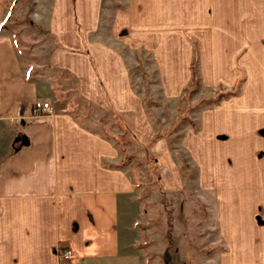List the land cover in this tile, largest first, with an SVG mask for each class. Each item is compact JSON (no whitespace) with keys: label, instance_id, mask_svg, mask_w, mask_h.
Listing matches in <instances>:
<instances>
[{"label":"crops","instance_id":"0c3cea01","mask_svg":"<svg viewBox=\"0 0 264 264\" xmlns=\"http://www.w3.org/2000/svg\"><path fill=\"white\" fill-rule=\"evenodd\" d=\"M11 1L0 0V21ZM39 4L32 21L45 32L31 38L30 52L38 59L21 55L0 25V264L145 263L135 174L117 164L123 152L113 138L76 117L71 96L60 103L52 87L66 76L82 100L128 116L130 149L155 132L167 192L186 181L177 169L184 157L216 169L217 186L210 174L194 177L222 245L216 263L264 264V0ZM193 70L199 91L243 78L237 93L190 110L197 125L186 118L167 128L163 112L182 108ZM64 247L73 250L68 261L57 255Z\"/></svg>","mask_w":264,"mask_h":264},{"label":"rangeland","instance_id":"374dc122","mask_svg":"<svg viewBox=\"0 0 264 264\" xmlns=\"http://www.w3.org/2000/svg\"><path fill=\"white\" fill-rule=\"evenodd\" d=\"M39 1L41 0H12L5 17L0 21V25L6 26L7 30L12 33L19 53L29 60L38 59L37 55L30 54L34 49L32 45L34 42L31 38L38 37L45 32L42 25L32 21L34 13L43 10ZM142 60L141 66L146 64L147 59L143 56ZM143 77L145 93L148 95L145 105L150 106L152 103L155 104L150 100V94L154 92L148 85L149 77L146 75ZM193 78L191 85L182 93V99L186 100L184 104L181 102L182 108H178V112L172 117L169 114L170 111L163 112L167 122L170 121L167 128L179 125L183 119L191 118V109L203 104H213L223 97L237 93L243 76L235 86L227 88L220 85L212 92L199 91L200 84L194 70ZM71 81V77L66 76L57 80L53 85L52 88L60 103L63 105L64 100L71 96L68 106L75 108L76 117L89 127L113 138L120 145L123 154L117 164L128 165L130 163V169L133 170L137 179V200L140 212L137 208L135 209L137 213L136 233L137 245L143 250L144 264H217L213 254L222 248V245L220 240H217L214 218L206 212L205 203L197 194L198 182L194 181L197 174L201 176L210 174L212 179L209 181L219 185L216 180L220 175H216V169L207 173L205 167L195 166L192 161L184 157V164L180 165L181 162H179L177 169L179 173L186 175V181L177 190L167 192L158 176L161 171L163 173V170L164 173L169 171L162 166L160 169L155 167V132L149 136V139L143 138L142 145L138 143L137 148L130 149L126 146V140L133 138L131 137L132 130L128 128V116L103 112L91 103L82 100L74 91L75 87L68 86ZM189 98H192L191 102ZM148 109L155 119V109L151 106ZM195 117L191 118L193 126L197 125ZM117 126L125 128L124 134L118 132ZM211 193L215 195V191ZM256 247L254 246L253 249Z\"/></svg>","mask_w":264,"mask_h":264},{"label":"built area","instance_id":"2783aa9c","mask_svg":"<svg viewBox=\"0 0 264 264\" xmlns=\"http://www.w3.org/2000/svg\"><path fill=\"white\" fill-rule=\"evenodd\" d=\"M43 109L50 110L52 107L49 105L48 102L42 103ZM57 255L60 259L64 261H68L73 256V250L70 247H64L57 249Z\"/></svg>","mask_w":264,"mask_h":264},{"label":"trees","instance_id":"16d2710c","mask_svg":"<svg viewBox=\"0 0 264 264\" xmlns=\"http://www.w3.org/2000/svg\"><path fill=\"white\" fill-rule=\"evenodd\" d=\"M193 80H194V78H193ZM218 98V97H217ZM211 99H213V98H211ZM219 99V98H218Z\"/></svg>","mask_w":264,"mask_h":264}]
</instances>
